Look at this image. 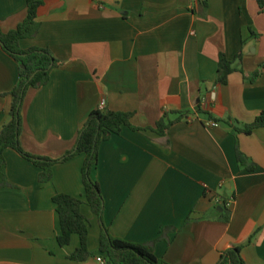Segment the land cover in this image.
I'll list each match as a JSON object with an SVG mask.
<instances>
[{
  "label": "crops",
  "instance_id": "obj_1",
  "mask_svg": "<svg viewBox=\"0 0 264 264\" xmlns=\"http://www.w3.org/2000/svg\"><path fill=\"white\" fill-rule=\"evenodd\" d=\"M39 34L23 50L47 48L60 66L45 87L30 89L20 137L31 155L61 159L77 142L89 115L106 104L134 113L132 124L155 129L165 114L175 120L164 136L125 127L100 147L92 177L105 200L110 234L131 243L165 238L155 253L166 264H219L240 247L246 264H264V128L234 134L212 118L251 125L264 111V11L254 0H37ZM195 8V9H194ZM195 10V11H194ZM26 0H0V31L27 18ZM226 85H217L221 54L234 61ZM259 74L253 82L251 80ZM19 65L0 45V132L11 121ZM238 151L256 170L238 162ZM11 187L0 189V264H100L101 223L84 203L89 250L60 246L54 197L84 200L85 155L43 170L13 149L4 153ZM234 200L229 223L222 203Z\"/></svg>",
  "mask_w": 264,
  "mask_h": 264
},
{
  "label": "trees",
  "instance_id": "obj_2",
  "mask_svg": "<svg viewBox=\"0 0 264 264\" xmlns=\"http://www.w3.org/2000/svg\"><path fill=\"white\" fill-rule=\"evenodd\" d=\"M254 1L259 5L262 13L264 11V0ZM26 2L28 13L25 21L14 31L9 33L0 31V45L19 65V83L11 92L14 99L11 121L0 132V189L12 186L7 176V162L4 157L7 149L15 150L24 159L41 168L43 170L40 178L42 183L52 180L53 168L56 165L66 163L79 155H85L86 159L82 169L85 189L84 200L66 194H57L53 199L61 222L62 232L58 237L60 246L70 245L73 236L78 235L80 237V247L70 256V259L84 262L94 256L89 250V220L81 212L82 205L87 203L101 223L100 252L107 260V264H166L157 257L155 245L159 240L165 238L167 231H172L173 228H165L160 237L150 243H131L112 236L103 221L105 200L100 185L94 181L92 174L99 164L101 145L114 135H121L125 127L134 131H153L164 136L173 125L189 117L190 113H174V115H179L175 120H172L170 114L167 113L155 129H142L132 124L134 113L115 112L106 107H101L89 115L87 122L79 131L75 147L61 159L42 158L25 152L20 141L25 97L30 89H41L48 85L51 73L61 64L50 49L35 47L23 50L21 48V40L35 38L41 30L38 11L43 3L37 0H26ZM195 5H200L205 9L208 8L207 0H197ZM242 59L243 52L234 61L229 60L225 54H221L218 62L216 84L226 85L233 73H243L242 70L235 68V63L237 61L241 62ZM258 76L259 74H256L251 82ZM212 119L214 123L229 126L236 135L241 133L251 134L257 129L264 128V111L260 113L253 124L242 127L231 118L227 120ZM238 162L241 166L247 167L250 172L256 170V166L251 164L249 159L240 151H238ZM226 203V201L222 203L224 209L222 219L224 222L229 223L232 211L226 207ZM219 264H246L241 254V248L235 247L225 251Z\"/></svg>",
  "mask_w": 264,
  "mask_h": 264
},
{
  "label": "built area",
  "instance_id": "obj_3",
  "mask_svg": "<svg viewBox=\"0 0 264 264\" xmlns=\"http://www.w3.org/2000/svg\"><path fill=\"white\" fill-rule=\"evenodd\" d=\"M195 1H197V0H195ZM105 106H106V104L103 103L101 107H105ZM211 125H212V126H217L218 124L213 122V123H211ZM233 202H234V200H230L229 202H227V203H226V207H227L228 209H230L231 206H232V204H233ZM97 261H98L100 264H107V260H106L105 258L101 257V256L97 258Z\"/></svg>",
  "mask_w": 264,
  "mask_h": 264
}]
</instances>
